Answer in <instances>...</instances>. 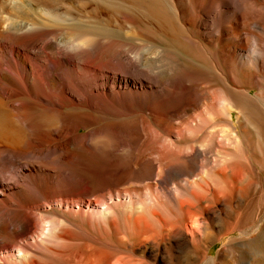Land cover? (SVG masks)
Returning a JSON list of instances; mask_svg holds the SVG:
<instances>
[{
  "label": "bare ground",
  "instance_id": "6f19581e",
  "mask_svg": "<svg viewBox=\"0 0 264 264\" xmlns=\"http://www.w3.org/2000/svg\"><path fill=\"white\" fill-rule=\"evenodd\" d=\"M0 264H264V0H0Z\"/></svg>",
  "mask_w": 264,
  "mask_h": 264
},
{
  "label": "rangeland",
  "instance_id": "374dc122",
  "mask_svg": "<svg viewBox=\"0 0 264 264\" xmlns=\"http://www.w3.org/2000/svg\"><path fill=\"white\" fill-rule=\"evenodd\" d=\"M229 242V238L224 239L216 244L211 249V255L215 256L218 255L219 251Z\"/></svg>",
  "mask_w": 264,
  "mask_h": 264
}]
</instances>
